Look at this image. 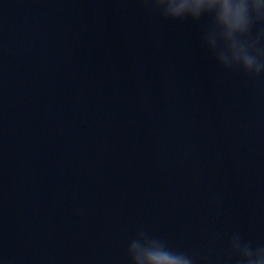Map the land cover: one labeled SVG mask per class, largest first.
<instances>
[{"label": "clouds", "instance_id": "obj_1", "mask_svg": "<svg viewBox=\"0 0 264 264\" xmlns=\"http://www.w3.org/2000/svg\"><path fill=\"white\" fill-rule=\"evenodd\" d=\"M149 13L165 21L199 24L201 43L212 61L227 72L252 78L264 76V0H142ZM217 194L215 202L221 204ZM229 264H264V244L240 232L228 240ZM129 264H197V258L174 250L166 240L137 230L127 244Z\"/></svg>", "mask_w": 264, "mask_h": 264}]
</instances>
